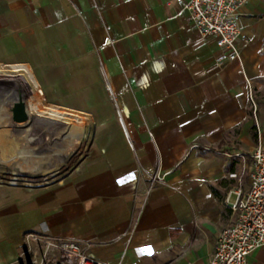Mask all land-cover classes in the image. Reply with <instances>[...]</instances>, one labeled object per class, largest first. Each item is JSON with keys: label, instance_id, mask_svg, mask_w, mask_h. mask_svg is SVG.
<instances>
[{"label": "crops", "instance_id": "obj_1", "mask_svg": "<svg viewBox=\"0 0 264 264\" xmlns=\"http://www.w3.org/2000/svg\"><path fill=\"white\" fill-rule=\"evenodd\" d=\"M240 12L242 61L221 66L217 38L176 0H0L15 98L42 103L33 62L51 64L89 88L90 109L72 108L95 123L65 179L21 187L0 210V264L23 261L29 232L82 242L105 264L209 263L235 221L226 197L249 189L264 145V0ZM249 260L264 264V247Z\"/></svg>", "mask_w": 264, "mask_h": 264}, {"label": "rangeland", "instance_id": "obj_2", "mask_svg": "<svg viewBox=\"0 0 264 264\" xmlns=\"http://www.w3.org/2000/svg\"><path fill=\"white\" fill-rule=\"evenodd\" d=\"M33 67L39 83L42 103H29L32 99V94L29 93L23 98H15V90L22 91L20 82H9L5 80L6 75L0 74V121H3L6 115L11 116L6 122L8 133L0 140V146L4 149L0 151V210L4 209L9 200L19 196L21 187L43 186L65 179L83 159L94 137V120L72 108L90 109V104L84 101L90 90L87 86L80 84V76L69 70L53 69L51 64L37 65L33 62ZM18 100L25 101L27 108L33 105L41 108L54 106L86 117L88 119L86 122L90 124H84L88 133L87 137H84L82 133L71 135L74 125H67L38 115L30 117L27 123L16 124L12 110L14 103ZM99 110L98 104L96 111ZM75 124L77 125L78 122ZM1 239H5V236L0 221ZM4 248L3 245L0 246V258ZM25 263L21 261L18 264Z\"/></svg>", "mask_w": 264, "mask_h": 264}, {"label": "built area", "instance_id": "obj_3", "mask_svg": "<svg viewBox=\"0 0 264 264\" xmlns=\"http://www.w3.org/2000/svg\"><path fill=\"white\" fill-rule=\"evenodd\" d=\"M248 0H176L188 12L202 37L214 36L223 50L218 62H241V8ZM251 101L257 109L251 90ZM250 187L236 190L237 199L226 204L235 214L232 225L223 229L208 264H250V256L264 247V145L251 153ZM157 181V176L152 182ZM25 264H105L89 253V246L74 239L55 238L40 233L25 235Z\"/></svg>", "mask_w": 264, "mask_h": 264}, {"label": "bare ground", "instance_id": "obj_4", "mask_svg": "<svg viewBox=\"0 0 264 264\" xmlns=\"http://www.w3.org/2000/svg\"><path fill=\"white\" fill-rule=\"evenodd\" d=\"M27 112L29 114V116L32 118L35 115L41 116V117H48L50 119L56 120V121H60L63 122L64 124L67 125H74V128L72 129V131L70 132V134H74L76 135L77 133H82L84 135V137H87L88 133H86V127L84 124H86L87 122V118L84 116H80L78 114H72L69 113L67 111H64L62 109H60L59 107H47V108H41L40 106L37 105H33L31 107L27 108ZM11 116L10 115H6V117H4L2 120L0 121V140L2 139V137L4 135H6L8 133V129H7V120L10 119ZM15 122V121H14ZM75 122L78 124L76 125ZM16 123V122H15ZM18 124V123H16ZM23 124V123H22ZM19 124V125H22ZM88 124V123H87ZM90 125V124H88ZM12 126V125H11ZM38 127V126H37ZM88 128V127H87ZM91 130V128H90ZM4 131H7L4 133ZM62 132V131H61ZM59 133V132H58ZM57 133V134H58ZM67 133V132H64ZM63 133V134H64ZM40 134V133H39ZM38 134V135H39ZM60 134V133H59ZM90 134V133H89ZM90 138V137H89ZM72 139V138H71ZM83 140V139H82ZM1 142V141H0ZM31 143V142H30ZM3 147L0 146V151H3ZM25 150V149H23ZM70 154V153H69ZM14 156V155H13ZM12 160V159H11ZM39 160V159H38ZM43 160V159H42ZM53 160V159H52ZM35 163L37 161H34ZM44 162V161H43ZM47 162V161H46ZM51 162V161H50ZM40 168V167H39Z\"/></svg>", "mask_w": 264, "mask_h": 264}, {"label": "water", "instance_id": "obj_5", "mask_svg": "<svg viewBox=\"0 0 264 264\" xmlns=\"http://www.w3.org/2000/svg\"><path fill=\"white\" fill-rule=\"evenodd\" d=\"M12 112L14 121L18 124L27 123L30 120L27 112V104L23 100H20L14 105Z\"/></svg>", "mask_w": 264, "mask_h": 264}, {"label": "snow or ice", "instance_id": "obj_6", "mask_svg": "<svg viewBox=\"0 0 264 264\" xmlns=\"http://www.w3.org/2000/svg\"><path fill=\"white\" fill-rule=\"evenodd\" d=\"M149 253H150V250H149Z\"/></svg>", "mask_w": 264, "mask_h": 264}]
</instances>
